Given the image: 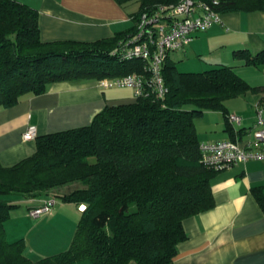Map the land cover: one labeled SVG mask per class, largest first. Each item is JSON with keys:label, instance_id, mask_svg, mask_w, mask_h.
I'll list each match as a JSON object with an SVG mask.
<instances>
[{"label": "trees", "instance_id": "16d2710c", "mask_svg": "<svg viewBox=\"0 0 264 264\" xmlns=\"http://www.w3.org/2000/svg\"><path fill=\"white\" fill-rule=\"evenodd\" d=\"M216 1L217 12L264 9V0ZM177 2L141 0L134 24L112 37L45 42L36 9L0 0V106L26 93H43L57 81L80 83L133 72L148 78L140 60L120 59L119 50L143 12ZM234 56L264 69V49H241ZM160 72L166 88L162 97L146 83L142 96L105 105L87 125L37 135L31 155L11 165L0 162V264H180L177 245L187 238L182 221L213 206L211 179L218 172L199 161L195 119L216 110L228 122L224 101L252 87L231 65L178 71L167 59ZM73 182L78 186L49 192ZM252 191L264 211V192L260 187ZM41 197L84 208L68 248L32 260L22 239L6 240L4 223L18 198Z\"/></svg>", "mask_w": 264, "mask_h": 264}, {"label": "crops", "instance_id": "0c3cea01", "mask_svg": "<svg viewBox=\"0 0 264 264\" xmlns=\"http://www.w3.org/2000/svg\"><path fill=\"white\" fill-rule=\"evenodd\" d=\"M18 1L37 10L40 38L45 42H91L112 37L134 24L133 15L141 3V0ZM241 49L251 53L264 49V9L249 6L220 11L217 21L207 30L195 34L177 56L168 58L177 70L179 65L193 68L182 71L231 65L252 87L224 101L229 113L241 117L239 124L227 122L224 114L216 110H206L195 119L199 142L231 139L228 125L234 138H248L255 120L256 104L264 116V69L245 64L235 57L234 52ZM99 81L52 82L43 93H26L14 104L0 106V162L11 165L35 151V139H22L28 126L36 127L37 136L87 125L105 105L134 99L131 88H103ZM209 118L213 121H208ZM240 129L242 133L236 134ZM253 187H260L264 192L262 160L238 162L216 172L211 179L214 204L183 219L187 238L177 245L175 262L264 264V211L253 194ZM45 198H29L33 204L27 209L40 205ZM58 203L46 215L49 220L58 214L57 217L68 216L70 223L76 224L80 215L77 206L69 202ZM6 240L12 242L8 237Z\"/></svg>", "mask_w": 264, "mask_h": 264}, {"label": "built area", "instance_id": "2783aa9c", "mask_svg": "<svg viewBox=\"0 0 264 264\" xmlns=\"http://www.w3.org/2000/svg\"><path fill=\"white\" fill-rule=\"evenodd\" d=\"M216 0L210 3L200 0H178L177 3L160 4L152 12H143L136 21L135 32L119 50L120 59L140 60L145 78L140 73L100 79L103 88L128 87L137 98L145 94L148 83L152 92L162 97L166 91L161 77V68L172 51L182 50L193 36L207 30L218 20L219 12L214 9ZM229 123L241 122L234 113L227 116ZM36 127L28 126L22 133L23 140L36 137ZM250 137L199 142L200 163L214 170H222L250 159L264 161V116L258 104L255 106V120L249 130ZM55 197H48L40 205L27 209V215L39 217L49 214L56 204ZM84 205H79L82 210Z\"/></svg>", "mask_w": 264, "mask_h": 264}, {"label": "rangeland", "instance_id": "374dc122", "mask_svg": "<svg viewBox=\"0 0 264 264\" xmlns=\"http://www.w3.org/2000/svg\"><path fill=\"white\" fill-rule=\"evenodd\" d=\"M180 51L170 52L169 57L173 58ZM192 69L186 65L178 66V70L181 71ZM208 121H213V118H209ZM75 186H78L77 182L54 187L49 192L51 194L61 193ZM58 202H60L59 199L56 201L57 205L59 204ZM15 203L16 206L9 209V217L4 223L5 237L12 239L11 241L22 239L24 253L30 259L37 260L43 256L64 251L68 248L73 238L77 222L76 224H72L67 219L68 216L62 219L57 217L58 214L51 220H49V216H46L48 214L39 217L27 215L26 217L27 207L31 206L33 201H30L28 198H18ZM54 206L53 208L55 209L56 206ZM36 223L38 224L35 226Z\"/></svg>", "mask_w": 264, "mask_h": 264}]
</instances>
